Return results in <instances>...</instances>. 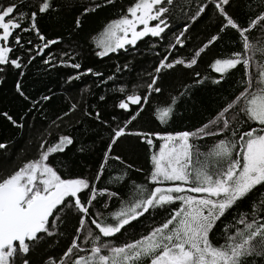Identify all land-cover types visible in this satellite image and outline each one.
<instances>
[{
  "label": "snow or ice",
  "instance_id": "6c2138e0",
  "mask_svg": "<svg viewBox=\"0 0 264 264\" xmlns=\"http://www.w3.org/2000/svg\"><path fill=\"white\" fill-rule=\"evenodd\" d=\"M78 3L79 0L64 2L65 8L79 11L74 19L76 29L83 27L90 14L115 6L118 0H87L77 8ZM22 6L24 0L0 2V84L10 71H15V93L33 112L51 101L52 95L38 99L30 96L23 84L25 69L61 41L48 39L39 26V20L55 8V0H37L34 10L29 11H21ZM175 6L176 0H133L92 37L99 49L95 56L103 59L120 50L128 51L146 37L163 39L172 28L169 15ZM240 7V0H200L189 17L191 23L175 34L171 47L186 49L193 24L209 11L220 21L216 31L201 41L187 60L161 56L154 68L156 75L149 73L151 78L142 92L136 90L143 87L140 84H134L132 91L127 85L114 89L121 95L113 98V108L121 110L122 115L119 123L108 128L109 140L92 178L70 174L67 167H58L54 159L50 160L53 154L64 153L77 142L73 134L62 128L67 127L65 118L70 119L73 113L81 111L93 126L97 121L110 124L101 111L90 110L94 106L86 107V101L72 102L69 98L67 109H62L52 121L55 128L45 129L47 136L41 134L38 155L11 171L14 160L5 155L9 144L0 142V264H264V192L258 194L247 211L233 217L234 222L222 227L220 243L212 238L217 222L254 190L264 187V0H259V11L244 25L235 18ZM230 30L237 34L233 43L240 47L221 53L227 58L214 59L210 66L220 75L211 82L219 85L242 69L235 81L238 90L227 99L221 98L214 114L194 129H137L145 114L149 122L155 119L161 126L181 115L180 97L188 93L164 96L165 70H175L177 66L192 69ZM23 33L35 34L40 43L23 41ZM25 43L32 47L25 48ZM55 60V54L48 51L43 63L76 70L66 81L69 85L88 75L100 78L101 84L116 79L114 75L105 77L92 67L81 71V63L73 62L75 56L71 52H63L58 63ZM195 76L201 74L197 72ZM207 79L194 83L203 84ZM79 91L87 93L89 86ZM99 100L106 101V97L101 95ZM153 101L158 106L153 107ZM111 119L115 121L117 116ZM0 120L17 129L25 128L24 116L16 119L6 110H0ZM31 127L34 129L35 124ZM48 137L55 139L50 141ZM209 140L211 144L207 143ZM141 146H147L151 165L147 183L132 180L136 191L119 210H109L107 214L94 210L98 197H107L101 207L109 209L108 201L120 195L99 187L110 161L124 171L109 183L123 185L129 170L144 171L128 163L123 154L135 153ZM86 147L85 144L78 150L84 152ZM177 202L178 207H170ZM166 208L170 209L166 218L147 234L127 242L114 241L145 214ZM70 222L76 225L70 242L60 252L49 251L54 243H59L56 238L64 235L62 228L66 230Z\"/></svg>",
  "mask_w": 264,
  "mask_h": 264
},
{
  "label": "trees",
  "instance_id": "16d2710c",
  "mask_svg": "<svg viewBox=\"0 0 264 264\" xmlns=\"http://www.w3.org/2000/svg\"><path fill=\"white\" fill-rule=\"evenodd\" d=\"M0 2L7 4L9 0H0ZM16 2L21 3V0H16ZM36 2L37 0H24V6L20 10H34ZM64 2L65 0H55V8L39 20V26L47 38H59L61 42L54 45L50 50H46L45 56H37L35 61L25 69L26 74L23 78L25 91L30 96L38 99L42 95L51 94L52 100L42 104L40 109L29 112L28 103L15 93L17 73L10 71L4 82L0 84V110L8 111L16 119L24 116L25 128L17 129L12 127L7 121L0 120V142L9 144L5 155L14 160L12 168L9 169L11 171L21 166L23 161L38 155L37 150L41 134L47 136L45 129L51 130L55 128L52 121L56 120L62 109H67L69 98H72V102L80 101L84 103L86 101V107L94 106L90 110L101 111L104 119L108 120L110 124L102 125L97 121L95 126H93L89 122L90 118L84 116L81 111L73 113L70 119L65 118L64 123L67 127L62 125V128L65 133L73 134L77 142L64 153L53 154L50 160L54 159L58 167H67L70 174L92 178L98 170L106 143L109 140L108 128L119 123L122 115L121 110L113 108V98L121 95L114 89L127 85L128 90L132 91L134 84H140L143 87L136 90L142 92L151 78L149 73L156 75L154 68L161 56L168 55L169 59L175 56L176 58L187 60L191 53L196 50V47L201 44V41L206 40L210 34L216 31L220 21L214 13L209 11L207 15L193 24L189 40L186 42L188 47L186 49H173L171 46L175 42V34H178L186 23H191L189 17L200 3V0H176L175 9L169 15V22L172 28L163 39L146 37L138 41L135 48H129L128 51L120 50L118 53L110 54L101 59L94 54L99 49L95 47L92 37L97 35L106 23L115 18L121 9H126L133 0H118L115 6L97 10L86 18L83 27L80 29L74 27V19L79 15V11L65 8ZM240 2L241 7L236 12L235 18L244 25L246 22H250L249 17L255 11H259V0H240ZM84 3H87V0H79L76 7L79 8ZM22 36L23 41L31 39L36 45L40 43L35 34L23 33ZM236 37L237 34L234 31H228L224 40L218 42L207 54H203L202 58L198 59V64L192 69L177 66L175 70H165L166 74L163 79L164 96L171 97L184 91L188 93L180 97L183 100L179 107L181 115L167 126H161L155 119L149 122V117L145 114L143 119L137 123L136 128L177 132L194 129L206 122L222 102L221 98L227 99L234 90H238V85H236L235 81L242 75V69H237L229 75L225 82L217 85L211 81L219 78L220 74L215 73L210 66L215 58H227L221 53H230L239 49V44L233 43ZM24 47L29 48L32 45L25 43ZM48 51L55 54L56 60L54 62L56 63L59 62L63 52H71L75 56V61L73 62L81 63V71L92 67L103 72L105 77L114 75L116 79L109 81L108 84H101L100 78L88 75L82 77L79 81H73L69 85L66 81L76 70L70 67H52L44 64L43 60L46 58ZM63 58L65 60L68 59L67 56ZM125 64L128 65V68H124ZM118 67L120 68L119 72H117ZM197 72L201 74L200 77L195 76ZM204 77H209L205 83H194L197 79ZM97 84H99L98 87L96 86ZM85 86H89V91L81 94L79 90ZM101 95L106 97V101L99 100ZM156 106H158L156 101H153V107ZM113 115L117 116L115 121L111 119ZM33 124H35L34 129L31 127ZM48 139L53 141L55 137H48ZM207 143L211 144L212 141L209 140ZM85 144L87 146L86 150L80 152L78 149ZM20 149H24V152H20ZM117 151L120 150L118 149ZM123 154L128 163L134 165L135 168H142L144 171L129 170V177L126 178L123 185L115 181L109 183L113 176L121 175L124 171L123 167L110 161V166L99 187H107L110 191H117L120 195L108 201L109 209L101 207L102 202L107 197H98V202H94V210L103 211L105 214L109 210H119L122 204L136 191L131 185L132 180L139 184L147 183V175L151 170L147 146H141L135 153L125 152ZM260 192H264V187L254 190L247 198L238 202L234 209L230 210L221 221L217 222V227L212 234L214 242H221L219 237L221 236L222 227L229 222H234L233 217H237L240 213L247 211ZM178 206L179 203L177 202L170 207L175 208ZM169 210V208L165 210L158 209L152 215L145 214L144 217L128 226L122 235L118 234L113 238L114 241L117 243L127 242L147 234L152 227L158 225L166 218ZM75 226V222H70L66 230L62 228L64 235L56 238L59 243H54L49 251L60 252L70 242Z\"/></svg>",
  "mask_w": 264,
  "mask_h": 264
},
{
  "label": "rangeland",
  "instance_id": "374dc122",
  "mask_svg": "<svg viewBox=\"0 0 264 264\" xmlns=\"http://www.w3.org/2000/svg\"><path fill=\"white\" fill-rule=\"evenodd\" d=\"M142 27V26H141ZM139 30V29H138Z\"/></svg>",
  "mask_w": 264,
  "mask_h": 264
}]
</instances>
